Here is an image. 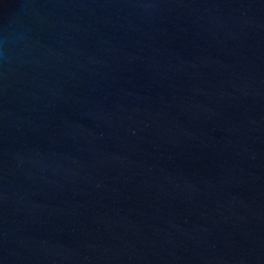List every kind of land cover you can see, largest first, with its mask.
Segmentation results:
<instances>
[{
  "label": "water",
  "instance_id": "obj_1",
  "mask_svg": "<svg viewBox=\"0 0 264 264\" xmlns=\"http://www.w3.org/2000/svg\"><path fill=\"white\" fill-rule=\"evenodd\" d=\"M0 264H264V0H0Z\"/></svg>",
  "mask_w": 264,
  "mask_h": 264
}]
</instances>
